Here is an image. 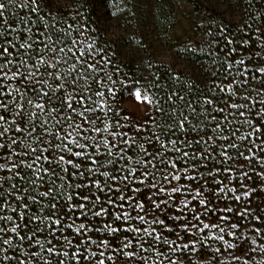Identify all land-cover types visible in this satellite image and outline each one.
Returning <instances> with one entry per match:
<instances>
[{
  "label": "snow or ice",
  "instance_id": "6c2138e0",
  "mask_svg": "<svg viewBox=\"0 0 264 264\" xmlns=\"http://www.w3.org/2000/svg\"><path fill=\"white\" fill-rule=\"evenodd\" d=\"M50 4L0 0V264H264V12L182 49L206 80L131 81L129 119L127 74Z\"/></svg>",
  "mask_w": 264,
  "mask_h": 264
},
{
  "label": "trees",
  "instance_id": "16d2710c",
  "mask_svg": "<svg viewBox=\"0 0 264 264\" xmlns=\"http://www.w3.org/2000/svg\"><path fill=\"white\" fill-rule=\"evenodd\" d=\"M103 3L106 11H101L99 3L51 0L46 11L68 18L79 12L87 17L88 27L95 29L91 33L93 38L112 56L121 72L127 74V87L118 90L115 97L121 115H127L122 103L129 96L131 81L139 79L143 84L159 76L161 83H167L173 75L197 82L201 78L206 80L215 70L212 57L207 51L193 54L182 49L205 41L204 32L208 28L224 27L237 37L254 39L253 17L264 12V0H103ZM16 11L11 9L10 13ZM245 22L252 24V30ZM201 24L203 28L198 27ZM247 49L258 50L251 43ZM240 52L245 56L252 54L240 49L237 55Z\"/></svg>",
  "mask_w": 264,
  "mask_h": 264
},
{
  "label": "rangeland",
  "instance_id": "374dc122",
  "mask_svg": "<svg viewBox=\"0 0 264 264\" xmlns=\"http://www.w3.org/2000/svg\"><path fill=\"white\" fill-rule=\"evenodd\" d=\"M122 109L128 114L131 112L133 116H138L143 111V105L139 101H135L134 97L129 99V96L126 97L125 101L122 103ZM131 115V116H132ZM256 261H260L261 257L259 254L255 256Z\"/></svg>",
  "mask_w": 264,
  "mask_h": 264
}]
</instances>
